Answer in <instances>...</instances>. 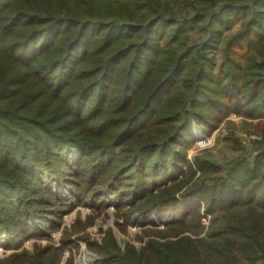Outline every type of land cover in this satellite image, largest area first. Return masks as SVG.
<instances>
[{
    "label": "trees",
    "instance_id": "trees-1",
    "mask_svg": "<svg viewBox=\"0 0 264 264\" xmlns=\"http://www.w3.org/2000/svg\"><path fill=\"white\" fill-rule=\"evenodd\" d=\"M48 1L0 0V61L10 60L23 70L30 69L36 83L70 105L69 114L79 123L81 100L95 90H98V103L106 101L107 95L114 100L120 97L127 118L120 135L110 144L101 145L95 156L98 167L92 163L93 178L76 182L68 176L83 169L79 168L82 161L92 160L88 158L90 147L77 136L63 138L46 127L30 134L13 130V120L18 115L1 105L11 89L0 90V166L6 167L5 171L10 169L0 172V242L10 240L14 242L11 246L19 248L22 239L36 234L47 237V232L56 227L67 211L60 208L67 203L70 207L83 202L80 195H89V202L98 205L111 196L120 205L122 202L133 205V197L137 196L138 204L145 200L142 206L133 205L138 209L135 214L139 215V222L167 209L159 217L166 228L191 225L199 232L196 241L186 238L178 242L185 244L188 264H196L202 254L211 264H264V171H261L264 164L257 161L259 157L253 167L248 158L240 159L219 179L217 188L195 189L184 194L183 197L202 196L209 203L206 211L213 221L211 231L204 238L199 237L203 229L199 211H191L190 205L179 203L175 196L155 202H151L155 197L144 196L153 187L162 185L160 179L178 178L166 175L183 172L185 151L193 141L188 128L193 123L206 133L231 111L249 118L264 114V0H194L205 6L195 5L199 9L185 17L164 7L169 6V0H62L59 4L56 1L55 6H46L44 3ZM143 9L152 11L149 17L154 18L140 22L136 14ZM201 22L207 40L201 45L188 46L190 32L199 28ZM236 25L240 29L227 40L218 65L214 53L224 34ZM51 53L58 58L50 57ZM87 56L93 62L88 70L77 76L76 84L66 83L73 76L75 66ZM26 93L27 90L22 97ZM157 105H161V111L154 115ZM97 118L98 115H93L90 120ZM113 126L114 123L108 122L93 123L89 129L98 137L108 135L115 129ZM152 132L154 137H149ZM135 135L142 146L131 151L129 157L138 161L128 168L121 165L124 159L121 158L118 168L112 167L114 170L107 179L101 177L100 164L116 157V148ZM45 141L57 147L61 145L65 165L73 169L72 174L64 171L58 160L53 162L52 154L45 155L39 163L27 154L31 144ZM24 145L28 149L20 153ZM53 145L49 149H54ZM146 157L149 159L145 164ZM75 163L76 169L72 166ZM13 171L24 173L17 176ZM130 172L139 177L145 173L144 188L130 193L122 189L124 177ZM47 175L57 176L56 183L45 184ZM237 176L243 177L237 185L238 192L234 191L233 182ZM231 181L233 185H229ZM136 184L135 188L141 186V182ZM56 188H63L64 195L55 194ZM128 197L132 198L129 203ZM213 206L216 208L212 209ZM236 208L247 209L246 214L229 216ZM214 210L229 213L217 226L218 214ZM212 245H222L231 253L225 254L228 251L224 249L218 253L222 260L215 261L210 255L214 252ZM190 246L196 254L194 257L189 256ZM49 252L46 248H36L30 255L23 250L14 252V258L5 264H51ZM98 253L102 264L117 261V257L106 255L103 249H98ZM123 260L130 264L128 259Z\"/></svg>",
    "mask_w": 264,
    "mask_h": 264
},
{
    "label": "rangeland",
    "instance_id": "rangeland-1",
    "mask_svg": "<svg viewBox=\"0 0 264 264\" xmlns=\"http://www.w3.org/2000/svg\"><path fill=\"white\" fill-rule=\"evenodd\" d=\"M56 1L58 4L62 2V0H49L44 4L46 6H55ZM194 3V0H169V8L165 5L164 7L171 9L179 17H185L193 15L196 10L205 6L202 3ZM195 5H198L199 8L196 9ZM151 14L152 11L143 9L139 10L136 16L137 18H141L140 22H143L154 18L149 17ZM199 25V28L190 32L187 41L188 46L201 45L207 40L208 34L204 30L203 23L201 22ZM239 29L240 26L236 25L231 31L224 34L219 48L214 53L215 62L218 65L222 61L223 49L227 40L233 37ZM49 55L53 59L58 58L52 53ZM91 61L92 58L87 56L79 62L75 66L73 76L67 78L65 82H70L71 86L76 84L77 76L80 74L84 75V71L88 70L89 66L93 63ZM33 76L35 74L30 69L23 70L17 63L10 60L0 61V90L7 87L11 89L8 99L3 101L1 105L8 107V111H12L18 115L13 120V130L30 134L42 131L46 127L52 133L58 134L63 138L77 136L90 147L88 158L92 160L89 163L82 161V166H79V168L83 167V169L78 170L73 176V169L65 165V154H61V145L57 147L47 141L42 144H31L29 149L28 146L24 145L21 146L20 153L25 148L28 149L26 151L27 154L32 155L33 159L35 157L34 161L36 163L41 162L45 158V155L52 154L55 158L53 162L58 160L64 171H69L72 174L68 178L76 182H88L91 177L93 178V175H91V171H93L92 163L96 165V168L98 167L95 156L98 155L101 145L110 144L124 129V121L127 117L122 111L125 105L120 102V97L114 100L105 91L103 93L107 95V100L98 103V90H95L81 100L84 103V107L82 103L79 111L81 123H79L69 114V111L72 110L70 105H66L63 99L56 98L57 95L50 94L49 89L36 83ZM25 90L28 93H26L25 97H22ZM73 103L75 105L76 102L73 100ZM70 104L72 103L70 102ZM160 111L161 105H157L154 115ZM93 115H98V118L91 121L90 119ZM101 115H103L102 118ZM160 116L161 114L159 118ZM104 122L114 123L113 128L115 129L110 131L108 135L104 134L97 137L89 127L93 123L97 125ZM214 125L213 129H207V132L204 133L196 123H193L188 128V134L193 138V141L187 146L185 151L186 161L183 172L177 174L171 172L165 177L170 176L173 179L178 176V178L172 181L160 179L159 184H162L160 187H153L150 192L144 194L148 198L155 197L151 202L163 201L175 196L179 203L190 205L191 211H199L203 227V229H200V238H204L211 231L213 217L206 211L209 209V203L202 196L183 197L184 194L190 193L195 189L206 191L213 187H219V179L240 159L248 158L251 167H253L255 159L259 157L257 161L261 160L264 164V114H259L256 118H249L246 115H238L236 112L231 111L222 121L216 122ZM148 136L154 137V132ZM135 137L136 135L129 136L123 141L124 144L120 148H116V157H111L102 165L100 164L98 173H100L101 177L104 176L107 179L114 170H111L112 167L117 166L115 168H118L121 158H124L121 165H126L128 168L138 161H132L129 157L131 151L135 152L142 146L139 145V141ZM200 140L205 141L204 144L203 142L201 143L202 145L197 144ZM50 145H53L55 148L49 149ZM3 147H6V145L3 144ZM41 150L46 152H42ZM78 159L79 156L76 160ZM148 159L146 157L145 164ZM75 165L76 163L72 165L74 169L77 168ZM137 166L139 167V165ZM4 168L6 169V167ZM4 168L0 166L1 173L10 171V169L5 171ZM26 169L28 171L29 167ZM261 171H264V167ZM13 173L21 176L20 174L24 172L13 171ZM141 175L142 177H139L134 172L128 173L124 177L122 189H126L130 193L135 189L138 191L137 189L144 188L145 173ZM242 179V176H237L233 180L234 191L238 192L237 185L242 183ZM56 181L57 176L55 175L44 176L45 184H54ZM138 182H141V186L135 188ZM233 182H229V185H233ZM73 191L82 190L73 188ZM211 192L212 190H210ZM54 193L64 195V189L56 188ZM227 194L228 192H226ZM244 196L247 197V194L244 193ZM206 197H209L208 194ZM133 198H135L133 205L138 204L139 200L137 196ZM80 199L83 202H75V205L70 207L67 203L66 206L60 208L67 211L58 219L56 227L47 232L49 234L47 237H39L36 234L22 239L19 248L11 246V243L14 242L10 240L4 239L0 242V264L8 263L10 259H13L14 255L12 254L14 252L20 253L23 250L30 255L34 253L36 248L50 250L48 258L52 259L51 264H102L98 256L100 255L98 249H103L106 255L117 257L115 264H126L127 262H124L123 258L128 259L130 264H188L185 259V244H178V242L186 238L196 241V236L199 232L196 233V230L191 225H184L182 228H166L164 223L159 222V217L160 212L164 213L167 209H163L151 218H147L145 221L140 220L139 222L137 220L139 215L135 214L138 213V209L132 203H129L132 201V198H127L129 204L122 202L121 205L119 204V200L114 196H111L107 200H102V202L98 201L101 202L100 205L94 204L97 202H89L91 201L89 195H80ZM71 201H73V198H71ZM144 201L138 204V207L144 205ZM196 205L198 208H194ZM184 208L189 210V206H185ZM214 208L216 206L212 207V209ZM236 209L232 213L230 212L229 216L235 215L240 217L246 214L247 209ZM214 211L218 214L215 216V218H218L215 221L217 226L222 222L224 215H228L229 213H221V210H218V212ZM144 222L146 224L143 225L142 223ZM173 243L178 245H172ZM192 249L191 246L188 249L190 251L189 256L194 257L196 254L193 253ZM224 249L228 251L225 254L231 253L230 249L224 248L222 245H212L211 251L214 252H210V255L213 256L215 261H221L223 256L218 253L224 251ZM199 258L196 264H211L205 259L204 254L200 255ZM21 264H27V262H21Z\"/></svg>",
    "mask_w": 264,
    "mask_h": 264
},
{
    "label": "built area",
    "instance_id": "built-area-1",
    "mask_svg": "<svg viewBox=\"0 0 264 264\" xmlns=\"http://www.w3.org/2000/svg\"><path fill=\"white\" fill-rule=\"evenodd\" d=\"M202 142H203V144H204L205 141L200 140V141L197 142V144L202 145V144H201Z\"/></svg>",
    "mask_w": 264,
    "mask_h": 264
}]
</instances>
